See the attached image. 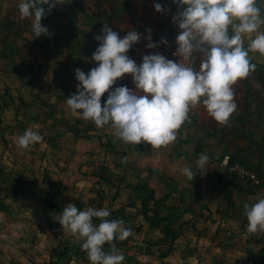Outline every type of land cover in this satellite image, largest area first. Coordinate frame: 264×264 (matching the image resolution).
Instances as JSON below:
<instances>
[{"label": "rangeland", "instance_id": "rangeland-1", "mask_svg": "<svg viewBox=\"0 0 264 264\" xmlns=\"http://www.w3.org/2000/svg\"><path fill=\"white\" fill-rule=\"evenodd\" d=\"M18 2L0 0V183L23 182L0 185V264H90L79 238L62 229L57 219L69 203L81 208L99 202L110 210L108 219H118L115 213L123 210L121 218L133 232L113 241L125 257L123 264H264V231H247L240 204L231 215L230 209L224 211L230 205L221 207L210 199L208 214L203 208L204 216L199 212L194 223L171 220L147 229L142 215L152 218L159 210L167 216L166 204L158 203H169V198L152 196L144 209L142 203L152 199L148 195L115 204L120 193L106 183L113 177L112 167L97 161L101 147L109 146L94 135L105 127L74 116L65 102L76 91L75 70L87 73L95 67L94 51L75 43L64 28L51 26L50 14L42 20L50 35L34 38L31 20L20 18ZM163 2L178 11L172 0ZM257 6L264 11V0ZM250 57L255 70L233 85L237 109L228 122L215 121L202 104L199 112L207 118L204 127H219L223 153L260 180L258 190L247 180L239 181L245 203L264 198V54L252 52ZM26 129L39 132L43 141L19 147L17 137ZM84 148L93 152L82 153ZM46 198L54 206L49 210L42 206ZM104 247L109 250V245Z\"/></svg>", "mask_w": 264, "mask_h": 264}, {"label": "clouds", "instance_id": "clouds-1", "mask_svg": "<svg viewBox=\"0 0 264 264\" xmlns=\"http://www.w3.org/2000/svg\"><path fill=\"white\" fill-rule=\"evenodd\" d=\"M257 2L172 0L178 8L172 17L180 30L174 53L178 61L156 52L144 55L138 64L127 53L140 41L141 33L132 29L121 37L104 24L95 37L98 46L91 57L96 66L87 73L75 70L78 83L75 93L65 100L67 106L74 116L92 120L98 128L110 125L124 143L144 142L154 148L177 139L176 132L188 120L191 106L202 104L215 121L227 123L237 109L233 85L255 70L250 53L264 54V11ZM57 4H64L63 0H19L20 18L31 20L34 38L50 35L42 20ZM154 9L157 13L167 10L160 3ZM147 31L146 48H157L151 30ZM160 43L167 41L162 38ZM196 56L199 68L190 66ZM125 74H130L134 90L126 85L113 87ZM42 141L43 136L32 129L17 137L18 146L25 149ZM208 162V155L202 153L196 161L198 170L186 166L182 174L191 181L197 173L205 175ZM243 212L247 231H264V198L245 203ZM110 215L105 207L81 210L69 203L58 213L57 221L79 238L90 264H123L125 257L113 241H123L133 232L122 219H108Z\"/></svg>", "mask_w": 264, "mask_h": 264}, {"label": "crops", "instance_id": "crops-1", "mask_svg": "<svg viewBox=\"0 0 264 264\" xmlns=\"http://www.w3.org/2000/svg\"><path fill=\"white\" fill-rule=\"evenodd\" d=\"M163 1L63 0L64 4H57L52 9L49 19L51 26L64 28L75 43L83 44L92 52L98 46L95 37L100 34L104 24H108L121 37L132 29H150L155 38L171 39L167 29L176 11L167 8ZM156 3L162 4L167 10L157 13L154 9ZM127 55L137 62L129 52ZM199 64L200 58L196 56L194 68H199ZM122 85L134 90L130 74L119 78L113 87ZM107 95L105 93L101 97L102 106ZM201 108V104L191 106L189 116L192 122L183 123L176 132L177 139L159 148L144 142L139 145L124 143L114 135L110 125H105L103 132L95 133L94 136L98 135V140H106L105 145L109 146V149L101 147L97 161L104 166L112 167V173L116 179L114 186L108 187L117 189L120 193L118 200L115 198V204L121 203L124 198H132V195H136L135 197L139 200L147 198V195L149 198L151 190L153 196L158 194L159 198H169V203H162V207H165V204L168 207V215L165 216L163 212L159 214L163 218L168 217L174 220L178 225L182 220L185 223H194L193 221L199 219V212L200 216H204L203 208L208 214L207 206L210 199H214L215 203L220 204L221 207L224 204L230 205L224 211L230 209L231 215L239 204L240 206L245 204V194L243 196L241 191L243 185L217 165L221 157L226 155L223 153L224 144L219 127L210 130L204 127L203 124L207 123V118L199 115ZM91 149L84 148L82 153L88 152L90 155L93 152ZM202 153L208 155L209 167L205 175L197 173L191 181L182 174V169L188 166L194 172L197 171L196 161ZM13 184L12 186L18 185ZM136 188L140 189V192H137ZM83 194L85 195V192ZM79 197L82 195L79 194ZM230 198L233 199L231 204ZM178 200H182L179 206H177ZM129 209L132 210V208ZM148 225L146 222L142 224L146 229Z\"/></svg>", "mask_w": 264, "mask_h": 264}, {"label": "built area", "instance_id": "built-area-1", "mask_svg": "<svg viewBox=\"0 0 264 264\" xmlns=\"http://www.w3.org/2000/svg\"><path fill=\"white\" fill-rule=\"evenodd\" d=\"M177 13V12H176ZM175 13V14H176ZM139 33H141V39L139 42L134 44L132 48L129 50V53L137 60L138 63L142 62V57L149 53H156L159 52L160 54L164 55L170 60L178 61L179 57L175 56L174 53L177 49L176 44V36L179 33L178 26L173 23L171 20V23L168 27L167 34L170 35L171 39H164L167 41L166 44L160 43L161 38H155L151 35V41L158 44V47L155 49H148L146 48V44L149 42L147 40V36L149 35L148 31L145 29H135ZM196 57L190 62V66L193 68L195 67ZM192 120L189 116L188 120L185 121V124L191 123ZM218 167L223 169L228 175L233 176L237 181H243L247 180L252 184V186L258 190L261 187V182L258 179V177L251 172L247 167L244 165L234 162L231 160V158L227 155L223 156L222 159L218 162Z\"/></svg>", "mask_w": 264, "mask_h": 264}, {"label": "trees", "instance_id": "trees-1", "mask_svg": "<svg viewBox=\"0 0 264 264\" xmlns=\"http://www.w3.org/2000/svg\"><path fill=\"white\" fill-rule=\"evenodd\" d=\"M152 35V34H151ZM252 63V62H251ZM253 64V63H252ZM231 160L232 161H234L232 158H231ZM234 162H236V161H234ZM238 163V162H237ZM60 164V163H59ZM241 164V163H240ZM217 165H218V163H217ZM92 165H90V167H91ZM61 170V169H60ZM224 171V170H223ZM225 172V171H224ZM113 175V174H112ZM230 176V175H229ZM233 179H235L233 176H231ZM115 179H116V177L115 176H113V177H110L108 180H107V184L108 185H110V186H114V183H115ZM236 180V179H235ZM120 181V180H119ZM14 183H16V184H20V183H23V182H20L19 180L18 181H16V182H14ZM54 183L55 182H53V181H49V183H47V185H49L50 187L51 186H54ZM25 184H27V185H29L28 183H25ZM0 185H3V186H5V187H8V186H12V185H14L13 183H11V184H7V183H5V182H1L0 183ZM119 185V184H118ZM133 190H134V192H135V189L133 188ZM136 191L137 192H140V189H138V188H136ZM150 193H151V195H150V197L149 198H152V196H153V191H151L150 190ZM153 200V198L152 199H150V200H148V201H146L145 203H142V207H143V209L144 208H146L147 207V205L149 204V203H152L151 201ZM163 200H160L159 202L160 203H158V205H161L163 202H162ZM87 202V201H86ZM157 205V204H156ZM43 206L45 207V208H47L48 210L50 209V207L51 208H53L54 206H53V203L51 202V200H49L48 198H46L45 200H44V202H43ZM92 207H97V208H99V207H102V203L101 202H99V203H97L96 205H91ZM84 207V206H83ZM83 207H79V209H81L82 210V208ZM86 207H88L87 206V204H85V207L83 208V209H85ZM122 211L123 210H119L118 212H116L115 213V217H117L118 219H122L121 218V216H122ZM154 216L152 217V218H147L145 215V213L142 215L143 217H144V219H145V221L146 222H148L149 223V225H150V227H153V226H155L156 224H158V223H160V222H165L166 224H168V223H170L171 224V219H169L168 217L166 218H163V217H160L159 216V211L158 210H154ZM123 220V219H122ZM99 222V220H95L94 222L96 223V222ZM50 226V225H49ZM138 229H141V228H138ZM163 233L165 234V235H167L169 232H168V230L167 229H163ZM106 245H108V244H106ZM59 255V257H62V256H64L65 255V252L63 251V252H61L60 254H58Z\"/></svg>", "mask_w": 264, "mask_h": 264}]
</instances>
